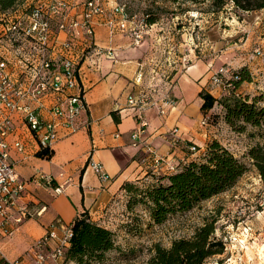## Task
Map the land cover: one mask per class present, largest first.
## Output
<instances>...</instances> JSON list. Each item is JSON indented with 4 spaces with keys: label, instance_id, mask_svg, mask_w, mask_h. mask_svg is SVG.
<instances>
[{
    "label": "crops",
    "instance_id": "obj_1",
    "mask_svg": "<svg viewBox=\"0 0 264 264\" xmlns=\"http://www.w3.org/2000/svg\"><path fill=\"white\" fill-rule=\"evenodd\" d=\"M108 17L109 13L96 17L95 42L103 49H112L113 54H93L85 59L82 83L86 90V109L78 117L75 132L60 130L51 158L37 155L41 151L37 141L30 136L20 118L15 117L17 131L8 139L11 144L21 139L26 147L24 152H18L12 146L11 161L20 178L29 180L21 203L27 204L35 213L18 224V230L13 235L0 237V248L9 263L16 259L34 261L36 244L49 231L51 224L59 221L70 226L77 215L86 210L93 220L115 231L116 223L123 221L122 211L125 212L126 192L123 184L146 179L151 170L152 173L166 171L174 161L181 159V154H184L182 150L188 147V140H192L193 144L199 142L198 145L202 146L209 137L201 120L212 110L203 113L200 92L210 90L211 76L223 64L214 67L212 62L195 55L189 67L174 76L171 94L177 100L176 106L169 108L164 116L158 115L154 109L146 112L148 126L144 139L167 156L163 158L166 163L154 164L152 159L145 158L148 154L144 144L132 145L131 133L136 129L137 122L134 110L127 107V97L138 90L134 78L142 66L148 78L150 76L147 41L136 42L133 34L109 25ZM258 24L261 25L260 22ZM263 30L264 27L259 29ZM253 63L249 64L250 67ZM258 70L264 72L263 67ZM242 87L239 85L237 91L241 92ZM218 90L215 88L214 92H209L219 97L221 92ZM44 115L51 116L48 112H44ZM174 129H177L180 137L176 146L171 140ZM91 158L104 165L111 176L109 181H102L94 172L90 166ZM39 174H52L57 183L70 179L64 191L56 193L45 184L31 181ZM40 209H43L42 213L36 214ZM227 255L225 250L212 257L207 264H221L218 261L224 260ZM48 264L77 263L60 258L49 259Z\"/></svg>",
    "mask_w": 264,
    "mask_h": 264
},
{
    "label": "built area",
    "instance_id": "obj_2",
    "mask_svg": "<svg viewBox=\"0 0 264 264\" xmlns=\"http://www.w3.org/2000/svg\"><path fill=\"white\" fill-rule=\"evenodd\" d=\"M107 13L111 14L109 25L122 32L131 30L132 18L121 3H115L109 10L101 0H23L8 10H0V237L13 235L18 224L35 213L21 203L29 180L20 178L11 161L12 146L18 152H24L26 147L21 139L13 144L8 139L17 131L15 117L26 125L40 150H53L61 129L70 133L77 130L78 117L86 109L82 65L93 54H113L112 49H103L95 42L96 17ZM133 35L136 42L143 37L142 33ZM255 53L264 56L259 46ZM190 63L191 58H184L178 73ZM230 69L221 66L212 74L210 92L215 88L220 89L221 95L232 92L240 77ZM174 76L159 68L153 69L148 78L142 66L134 78L138 90L127 97V107L134 110L137 122L131 143L144 144L148 154L145 158L156 165L163 157L144 139L148 126L146 112L154 109L164 116L176 106L177 100L171 94ZM44 112L51 116L45 117ZM209 119L210 115H204L201 125L207 126ZM171 133L172 144L176 146L180 140L177 129ZM189 149L197 150V145L192 143ZM90 166L102 181L111 179L100 161L91 158ZM69 179L57 183L52 174H39L31 181L61 193ZM72 235L71 226L56 221L37 242L34 261L16 259L10 264H48L49 259L65 258ZM0 256L6 259L1 248ZM260 261L264 264L262 256Z\"/></svg>",
    "mask_w": 264,
    "mask_h": 264
},
{
    "label": "rangeland",
    "instance_id": "obj_3",
    "mask_svg": "<svg viewBox=\"0 0 264 264\" xmlns=\"http://www.w3.org/2000/svg\"><path fill=\"white\" fill-rule=\"evenodd\" d=\"M101 1L109 10L115 2L125 4L132 18L128 33H142L141 40L147 41L150 74L153 69L159 68L176 74L184 58L192 59L196 55L206 62H212L214 67L223 64L232 71L244 68L251 79L240 84L243 86L242 96L253 98L264 93V72L258 70L260 67L264 69V56L255 53L258 46L264 53V30L259 31L264 27V9L242 12L233 3H229L223 10L213 13L207 5L193 4L189 0ZM180 6L188 11L180 13ZM147 13L159 16L157 22L149 24L146 21ZM251 62L254 63L250 67ZM212 114L214 120L210 117L209 124L205 126L209 136L207 141L202 146L195 142L197 150L192 151L189 147L183 149L181 159L198 158L207 143L215 138L247 162L248 171L230 191L203 202L190 212L177 214L162 224L151 225L149 213L144 206L138 205L128 214L125 205L123 221L116 223L115 229L120 248L110 251L102 264L144 262L153 253L155 243L168 247L174 239L190 237L204 218L215 215L218 218L216 236L225 241V250L228 252L224 260L218 262L260 264L261 252L255 248V243L264 247V179L247 154L251 146L264 142V128L248 125L246 131L240 133L224 121L220 105L215 106ZM188 142L194 143L192 140ZM159 155L167 158L160 152ZM160 162L166 163L164 160ZM147 175L148 178L135 182L141 186L149 184L158 174L151 170ZM127 199L126 194V202ZM136 216L139 220L133 219Z\"/></svg>",
    "mask_w": 264,
    "mask_h": 264
},
{
    "label": "trees",
    "instance_id": "obj_4",
    "mask_svg": "<svg viewBox=\"0 0 264 264\" xmlns=\"http://www.w3.org/2000/svg\"><path fill=\"white\" fill-rule=\"evenodd\" d=\"M21 1L23 0H0V10H8ZM189 1L193 4L203 3L213 13L223 10L229 3H233L242 12L264 9V0ZM179 11L184 13L188 9L181 7ZM158 17L147 13L146 21L153 24ZM236 73L240 79L235 82L230 94L214 97L209 91L200 92L203 98L201 110L203 113L210 110L213 112L215 106L220 105L224 121L240 133L245 132L248 125L264 128V93L253 98L242 96L237 91L238 86L251 77L244 68ZM213 115L210 113V117ZM214 118L215 116L213 120ZM37 155L51 158L53 150H41ZM247 156L264 179V142L251 146ZM182 159L177 160L166 171L157 173L149 184L141 186L135 181L123 184L128 195V214L138 205H142L149 213L151 225L162 224L177 214L190 212L203 202L230 191L249 169L247 162L215 138L207 143L198 158ZM133 219L139 220L138 216ZM217 219L216 215L204 218L203 223L190 237L174 239L168 247L155 243L150 257L144 262L134 264H207L212 257L223 253L226 248L225 241L216 236ZM70 226L73 235L70 246L65 251L67 260L77 264H102L110 251L120 248L115 231L93 220L87 210L77 215ZM0 264L10 263L0 258Z\"/></svg>",
    "mask_w": 264,
    "mask_h": 264
},
{
    "label": "bare ground",
    "instance_id": "obj_5",
    "mask_svg": "<svg viewBox=\"0 0 264 264\" xmlns=\"http://www.w3.org/2000/svg\"><path fill=\"white\" fill-rule=\"evenodd\" d=\"M255 248H258V250L261 252V256L264 259V247H261L258 243H255Z\"/></svg>",
    "mask_w": 264,
    "mask_h": 264
}]
</instances>
